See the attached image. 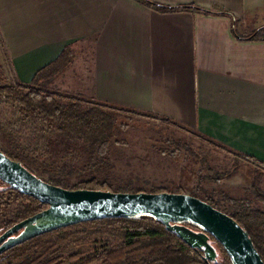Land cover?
I'll return each instance as SVG.
<instances>
[{
    "label": "crops",
    "instance_id": "crops-1",
    "mask_svg": "<svg viewBox=\"0 0 264 264\" xmlns=\"http://www.w3.org/2000/svg\"><path fill=\"white\" fill-rule=\"evenodd\" d=\"M261 27L264 0H0L20 79L67 46L74 61L87 42L96 99L168 117L264 166V37H238Z\"/></svg>",
    "mask_w": 264,
    "mask_h": 264
},
{
    "label": "rangeland",
    "instance_id": "rangeland-1",
    "mask_svg": "<svg viewBox=\"0 0 264 264\" xmlns=\"http://www.w3.org/2000/svg\"><path fill=\"white\" fill-rule=\"evenodd\" d=\"M77 51V59L72 60L65 71L55 74L48 86L52 90L84 96L86 99L96 98L91 91L92 46L85 42ZM18 79L30 82L16 75L15 64L0 33V81L10 84ZM105 110L116 118L115 138L110 144L109 164L106 167L112 187L128 183L145 191L158 189L198 194L199 198H213L221 208L227 209L239 201L264 213V200L257 196V193L264 194L262 164L168 117L137 109L109 110L105 107ZM0 130V146L5 151L9 148V140H13L26 151L37 153L41 160L51 162L50 158L56 156L52 154L48 142L53 134L50 125L43 118L24 111L14 98L7 95L0 98ZM72 137L76 140L80 136L76 131ZM78 151L70 145L61 156H56V165L83 164L86 155ZM40 176L47 178L48 174L40 173ZM216 177L219 179L215 180ZM26 196L0 179V234L24 219L19 217V213L22 205L30 202ZM46 207L42 206V210ZM94 231V228H90L81 233L76 242L68 244L63 254L75 251L92 253L124 236L122 231L103 234ZM255 237L262 242L264 249V217L256 221Z\"/></svg>",
    "mask_w": 264,
    "mask_h": 264
},
{
    "label": "trees",
    "instance_id": "trees-1",
    "mask_svg": "<svg viewBox=\"0 0 264 264\" xmlns=\"http://www.w3.org/2000/svg\"><path fill=\"white\" fill-rule=\"evenodd\" d=\"M154 5L164 9L175 8ZM181 7L195 8L194 5ZM261 36L264 37V27L245 37L238 35L242 39H255ZM71 62L72 49L71 46H67L56 61L41 68L30 82L18 79L10 84H2L0 81V98L3 95L14 98L24 111L43 118L50 125L53 134L48 142L53 155L61 156L63 151L73 145L79 153H85V162L81 165L64 163L58 166L55 163L58 160L56 156L50 158L51 162L41 160L37 153L26 151L13 140H9L7 151L2 150L39 177L40 173H47L48 177H41L42 179L65 188L106 189L116 192L145 191L128 183L114 188L106 175L110 144L115 138L116 118L110 111L105 110V107L109 110L121 108L136 111V109L50 89L48 85L53 82V76L65 71ZM76 131L80 137L74 140L72 135ZM239 154L256 161L248 155ZM164 191L152 189L146 192ZM257 194L264 200V194ZM26 198L31 202L22 205L19 213L21 219L34 215L42 210V206H47L28 195ZM201 199L235 218L249 232L264 260L262 242L255 237L256 221L264 217L262 211L239 201L227 209L221 208L218 201L211 197ZM186 224L194 229H200L191 223ZM90 228H94L96 234L122 231L124 236L112 240L102 249H95L92 253L75 251L63 254L68 244L76 242V238ZM212 239L219 252V258L215 262H208L203 258L201 249L189 246L176 233L169 231L159 219L151 216H142L138 219L104 218L59 228L30 239L6 251L0 257V264H232L223 245L213 236Z\"/></svg>",
    "mask_w": 264,
    "mask_h": 264
},
{
    "label": "water",
    "instance_id": "water-1",
    "mask_svg": "<svg viewBox=\"0 0 264 264\" xmlns=\"http://www.w3.org/2000/svg\"><path fill=\"white\" fill-rule=\"evenodd\" d=\"M0 179L48 205L0 236V254L37 236L74 224L104 218L151 216L161 220L189 246L201 249L208 262L219 258L213 236L223 245L232 264H264L249 232L235 218L191 194L65 188L42 179L8 156L1 146ZM186 222H194L203 229L196 230Z\"/></svg>",
    "mask_w": 264,
    "mask_h": 264
},
{
    "label": "flooded vegetation",
    "instance_id": "flooded-vegetation-1",
    "mask_svg": "<svg viewBox=\"0 0 264 264\" xmlns=\"http://www.w3.org/2000/svg\"><path fill=\"white\" fill-rule=\"evenodd\" d=\"M30 171H31V170H30ZM26 195H27V194H26ZM28 196H29V195H28ZM30 197H32V196H30ZM30 202H31V200H30ZM46 208H48V205H47ZM46 208H45V209H46ZM43 210H44V209H43ZM30 216H32V215H29V216L25 217L24 219H26V218H28V217H30ZM24 219H23V220H24ZM21 221H22V220H21ZM19 222H20V221H19ZM15 224H16V223H15ZM13 225H14V224H13ZM13 225H11V226H9L8 228H6L5 230H3V232H2L0 235H2L4 232H6V231H7L10 227H12ZM18 234H19V232H18V233H15L14 236H15V235H18ZM7 251H8V250H7ZM4 253H5V252H4ZM4 253L0 254V257H1Z\"/></svg>",
    "mask_w": 264,
    "mask_h": 264
},
{
    "label": "bare ground",
    "instance_id": "bare-ground-1",
    "mask_svg": "<svg viewBox=\"0 0 264 264\" xmlns=\"http://www.w3.org/2000/svg\"><path fill=\"white\" fill-rule=\"evenodd\" d=\"M186 223H188V222H186ZM191 223H193L195 226L197 225L200 229H203V227L201 225H198V224H196L194 222H191Z\"/></svg>",
    "mask_w": 264,
    "mask_h": 264
}]
</instances>
